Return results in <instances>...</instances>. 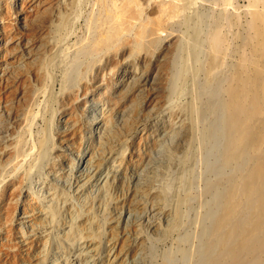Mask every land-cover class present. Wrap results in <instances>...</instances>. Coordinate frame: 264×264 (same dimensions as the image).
Here are the masks:
<instances>
[{
  "label": "rangeland",
  "instance_id": "obj_1",
  "mask_svg": "<svg viewBox=\"0 0 264 264\" xmlns=\"http://www.w3.org/2000/svg\"><path fill=\"white\" fill-rule=\"evenodd\" d=\"M23 1V17L38 7L43 13L25 26L20 0H0V69L5 55L13 62L29 49L36 57L56 42L59 0ZM74 1L80 15L59 48L49 89L26 75L0 92V109L8 110L0 153L16 144L21 150L13 163L0 160V264L25 257L18 231L28 236L27 225L19 228L14 213L6 219L32 202L29 193L53 217L33 229L37 264H200L227 179L244 168L224 165L223 103L242 66L252 71L257 61L264 75L248 28L253 11L264 14V0ZM216 30L224 45L212 64L208 39ZM103 38L115 47L84 54ZM5 42L16 49L4 54ZM97 125L102 142L93 139ZM48 129L54 147L43 149ZM85 155L92 161L81 167ZM170 209L178 228L168 221Z\"/></svg>",
  "mask_w": 264,
  "mask_h": 264
},
{
  "label": "bare ground",
  "instance_id": "obj_2",
  "mask_svg": "<svg viewBox=\"0 0 264 264\" xmlns=\"http://www.w3.org/2000/svg\"><path fill=\"white\" fill-rule=\"evenodd\" d=\"M22 4H24V1L20 0L17 14L19 20L25 26L28 24L31 16L43 13L42 9L38 7V10L34 14L29 15L26 13L25 17H23ZM5 5L7 6V4ZM78 8V1L76 3L74 0H59L56 2V11L53 13L52 18V21L54 20L55 23L54 31H51L52 38L56 42L53 47H48L44 53H39L35 57L31 50L25 49L23 50L24 53L20 52L22 57L19 55L13 62L7 60L8 55L3 56L5 65L1 66L2 68L0 69V92L12 87L14 77L26 80V75H28V79L35 83L43 82V90L44 88L46 90L49 89L48 87L53 82V72L58 67L59 48L63 44L65 37H67L65 35L71 32L72 26H74L79 17L78 15H80ZM4 13L10 14L8 6L4 8ZM248 28L250 32V50H253L255 54H259V56L264 58V14L253 11ZM121 35L116 34L114 36L118 40L121 38ZM208 40L210 46L215 51L214 58H211L210 61L212 64H215L217 62V55L223 48L224 40L218 30L213 31ZM93 45L94 47H91L92 50L85 51V55L93 54V52L100 53L103 49L107 50L115 47L113 38H103V40H99ZM2 48L3 53L7 54L15 50L16 45L5 42ZM89 49L90 47L87 48V50ZM251 64L253 66L252 71H248L242 66L241 70L233 77L231 83L226 87L225 91L228 97L226 102L223 103V109L226 112L225 127L229 145L224 157V165H242V168H244L241 169L238 176H230L227 179L228 186L221 199V212L214 219L212 239L208 244L209 252L200 264H264V75H262L257 61H253ZM259 81L261 82L260 84ZM65 91V88H60V92L63 93ZM29 94L30 92H25L22 97L21 102H23L25 107L30 104ZM39 111L40 109L36 113ZM7 112L6 108L0 109L1 122L4 120L3 116L4 114L7 115ZM32 118H35V116ZM184 126L188 129L190 128V133L192 134L191 124L184 123ZM105 127L106 129H110L109 123ZM95 129L98 130H95L96 134L93 139H99L102 142L104 138H101L100 127L98 128L97 125ZM50 133L49 129L45 131L42 142L43 149L54 147V141ZM111 136L112 134L110 133L107 137ZM2 137V134H0V142L3 139ZM16 145V147L4 149L0 153L1 162L10 164L20 157L21 150L19 144ZM124 159L125 155L121 153L117 162L121 164ZM91 161V157L85 155L80 162V166H87ZM21 166L23 165L21 164ZM29 197L32 202H28L26 207L18 213H15V210H11L6 219L11 222L15 214L17 216L15 218L18 222L17 226L20 228L21 225H27L29 230L28 236L25 235L26 232L23 228H20L18 231L20 242L23 244V247H26L25 257L18 258L19 264H37L39 262V258L32 254L34 242L32 240V232L37 226L53 219L49 206H42L34 198L38 197L35 194L29 193ZM158 197H160L159 194ZM162 203L173 206L172 202ZM26 210L29 212H26ZM36 210H38V214L35 215ZM172 212L173 210L170 209V214L167 218L172 227L176 228L178 226L176 225L177 220ZM80 213L81 210L78 209L76 214ZM77 232L79 233V239H82V230L77 228Z\"/></svg>",
  "mask_w": 264,
  "mask_h": 264
}]
</instances>
